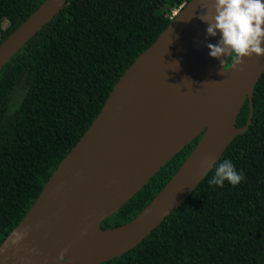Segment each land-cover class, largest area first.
<instances>
[{"label":"trees","instance_id":"trees-1","mask_svg":"<svg viewBox=\"0 0 264 264\" xmlns=\"http://www.w3.org/2000/svg\"><path fill=\"white\" fill-rule=\"evenodd\" d=\"M45 0H0V44ZM190 0H68L0 72V245L25 217L62 159L100 113L128 67ZM232 63L230 56L227 66ZM249 129L229 159L245 179L209 185L214 169L138 246L103 264H264V74ZM247 99L237 126L249 117ZM192 140L113 216L135 218L163 189Z\"/></svg>","mask_w":264,"mask_h":264},{"label":"water","instance_id":"water-1","mask_svg":"<svg viewBox=\"0 0 264 264\" xmlns=\"http://www.w3.org/2000/svg\"><path fill=\"white\" fill-rule=\"evenodd\" d=\"M68 0H45L0 44V72ZM213 0H190L127 68L100 113L62 159L24 219L0 245V264H103L138 246L211 173L254 115L264 56L227 66L209 55L199 17ZM178 63V65H177ZM250 110L237 126L246 100ZM188 158L132 220L104 229L197 136Z\"/></svg>","mask_w":264,"mask_h":264},{"label":"clouds","instance_id":"clouds-1","mask_svg":"<svg viewBox=\"0 0 264 264\" xmlns=\"http://www.w3.org/2000/svg\"><path fill=\"white\" fill-rule=\"evenodd\" d=\"M208 26L206 33L218 43H208L209 55L220 60L231 56L234 64L244 62L245 57L264 56V0H213L210 10L199 17ZM178 65V63H177ZM245 179L243 170H237L229 159L215 167L209 185L223 187L227 181L233 187Z\"/></svg>","mask_w":264,"mask_h":264}]
</instances>
